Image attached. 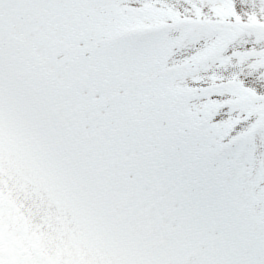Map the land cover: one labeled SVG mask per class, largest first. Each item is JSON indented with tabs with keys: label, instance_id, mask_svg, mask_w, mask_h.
Here are the masks:
<instances>
[{
	"label": "snow or ice",
	"instance_id": "1",
	"mask_svg": "<svg viewBox=\"0 0 264 264\" xmlns=\"http://www.w3.org/2000/svg\"><path fill=\"white\" fill-rule=\"evenodd\" d=\"M0 264H264V0H0Z\"/></svg>",
	"mask_w": 264,
	"mask_h": 264
}]
</instances>
